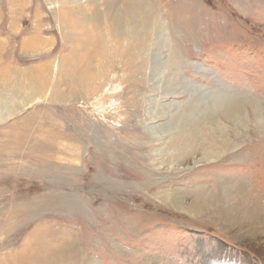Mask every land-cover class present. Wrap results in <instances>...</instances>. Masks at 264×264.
<instances>
[{"label": "rangeland", "instance_id": "1", "mask_svg": "<svg viewBox=\"0 0 264 264\" xmlns=\"http://www.w3.org/2000/svg\"><path fill=\"white\" fill-rule=\"evenodd\" d=\"M87 1L0 0V264H264V0Z\"/></svg>", "mask_w": 264, "mask_h": 264}, {"label": "bare ground", "instance_id": "2", "mask_svg": "<svg viewBox=\"0 0 264 264\" xmlns=\"http://www.w3.org/2000/svg\"><path fill=\"white\" fill-rule=\"evenodd\" d=\"M116 1L117 0H105L107 8L105 9L104 15L106 16L107 20L104 18L103 22H100V20H99L98 23H102V26H104V24H105L107 29L110 31L109 34H110L111 40H113V38L115 39V43L116 44H114L112 47L117 48L120 45L121 47L124 48V52L126 54L129 53L132 49H134L133 51L136 52V48L138 47L137 43H139V42L141 43V41L143 39V36L139 37V34L141 35L143 30H147L149 33H151L152 30H154L155 27H158L159 25L156 22H154V21H152L150 19L148 11H147V8H146L147 5L143 4V0H123V4H122L123 6H120V7L115 5ZM90 3H91V1L89 2L87 0H82V2L80 4H82L83 7H84L86 4H90ZM92 14L93 15L96 14V11L91 13V15ZM137 16L139 17L138 19L136 18ZM81 19H84V17L81 18ZM76 21H78V20H76ZM108 23H109V25H108ZM144 27H146V29ZM159 28H160V26H159ZM156 29H158V28H156ZM88 40L90 42H93V39H91V38H89ZM93 44L95 45L94 42H93ZM125 55L121 56L120 60L122 59L123 62H128L129 60H124L123 59ZM127 59H129V57ZM65 61H66V58H65ZM134 64H135V62H134ZM137 68H134V69L137 71ZM21 70H23V69H17V68L13 69L11 71L12 76H14V77L19 76V73H20L19 71H21ZM16 73H18V74H16ZM27 74L29 75L28 76L29 89L32 90L33 94L39 93V88H42L41 87V82L37 81L34 78V76H31L30 72H28V73L25 72L23 75L27 76ZM18 88L21 90V87L19 85H18ZM31 90L28 91V94L31 92ZM2 96H3V100H5L6 107H3V108L0 109V121L4 120L6 117H8L11 114H13L15 112L16 108H17L15 105L11 104L12 100H11V97L8 94L3 93ZM26 96H28V95H26ZM26 96H25L24 99H26ZM233 107H235V106H233ZM179 117H180V115H179ZM186 118H184V119H186ZM186 121L187 120H184V123H187ZM155 128L158 129L159 131H163V133H165L166 135H167V133H172V134H175V136H176L177 134L184 133V128L185 127L183 125L177 126V123L172 122L170 124L159 125V126H157ZM179 143H180V146H182V147L180 148V146L178 145L179 146L178 150L177 149L176 150L178 152L180 151V153L183 152V153H181L183 158L185 156L187 158L188 154H189V150H188L187 146L184 147L183 145H181L182 144L181 142H179ZM175 158H176V160H178L180 158V155H178ZM166 196H167L166 198H169L170 200L174 201L175 203L180 202L178 200L179 195L176 192L171 194L170 197H168V195H166ZM206 201H207V199L204 196L198 197L196 200H194L193 204H191V206L188 208V210L191 209V210L197 211V212H201V211L204 212L207 209L205 207V202ZM221 218H222V216H221Z\"/></svg>", "mask_w": 264, "mask_h": 264}]
</instances>
